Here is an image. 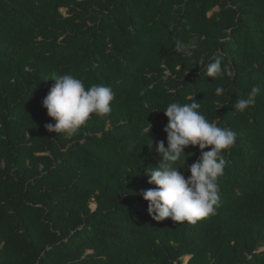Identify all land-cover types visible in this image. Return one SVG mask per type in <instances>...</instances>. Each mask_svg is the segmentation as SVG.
<instances>
[{
	"label": "trees",
	"instance_id": "1",
	"mask_svg": "<svg viewBox=\"0 0 264 264\" xmlns=\"http://www.w3.org/2000/svg\"><path fill=\"white\" fill-rule=\"evenodd\" d=\"M194 36L196 48L174 52ZM218 55L232 77H205ZM58 74L110 86L111 112L92 114L70 138L49 133L42 100ZM253 86L256 104L232 111ZM192 97L237 133L220 205L195 224L155 221L138 194L155 187L144 175L157 163L146 133L167 146L163 110ZM189 152L187 165L200 155ZM184 257L264 264V0H0V264Z\"/></svg>",
	"mask_w": 264,
	"mask_h": 264
},
{
	"label": "clouds",
	"instance_id": "2",
	"mask_svg": "<svg viewBox=\"0 0 264 264\" xmlns=\"http://www.w3.org/2000/svg\"><path fill=\"white\" fill-rule=\"evenodd\" d=\"M196 47L197 38L194 36L188 43L176 41L173 50L182 53ZM196 65H205L204 57ZM204 75L215 79L232 77L233 72L230 66H222V57L218 55L207 63ZM50 80L54 83L42 100L47 116L55 121L44 125L49 133L70 138L85 125L92 114L102 117L111 112L115 94L110 86L92 84L85 87L81 79L71 74H58ZM215 94L224 95L225 88L218 86ZM259 94V87H251L246 98L236 99L232 111L242 113L254 106ZM191 99V103L172 102L163 110L167 118L163 128L167 146L164 140L153 141L148 135L150 128L146 133L151 151L155 145L157 163L155 167L145 168L144 175L148 178L147 182L155 187L138 194L147 201V212L155 221L170 218L175 223L195 224L215 215L220 205L218 178L223 176L229 164L224 153L234 146L237 133L210 122L200 111L201 104L194 97ZM146 146L149 149V145ZM189 146L198 147L200 155L195 162L187 165L188 157L193 155L191 152L185 154ZM181 160L182 167L177 164ZM185 168L189 173L187 177L183 171L178 170Z\"/></svg>",
	"mask_w": 264,
	"mask_h": 264
},
{
	"label": "rangeland",
	"instance_id": "3",
	"mask_svg": "<svg viewBox=\"0 0 264 264\" xmlns=\"http://www.w3.org/2000/svg\"><path fill=\"white\" fill-rule=\"evenodd\" d=\"M91 208L94 209V208H95V205H94V204H91ZM188 259H189L188 257H184V258H183V262L186 263V261H187Z\"/></svg>",
	"mask_w": 264,
	"mask_h": 264
},
{
	"label": "water",
	"instance_id": "4",
	"mask_svg": "<svg viewBox=\"0 0 264 264\" xmlns=\"http://www.w3.org/2000/svg\"><path fill=\"white\" fill-rule=\"evenodd\" d=\"M186 264V263H185Z\"/></svg>",
	"mask_w": 264,
	"mask_h": 264
}]
</instances>
